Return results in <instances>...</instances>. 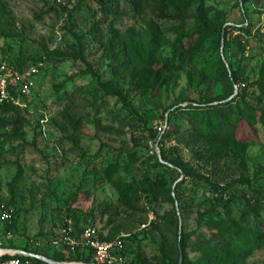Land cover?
<instances>
[{"label": "rangeland", "instance_id": "obj_1", "mask_svg": "<svg viewBox=\"0 0 264 264\" xmlns=\"http://www.w3.org/2000/svg\"><path fill=\"white\" fill-rule=\"evenodd\" d=\"M204 4L222 29L188 51L168 12L136 8L132 0H0V61L43 58L34 86L17 99L19 109H0L9 123L0 128V240L9 252L32 242L41 253H52L60 218L70 213L104 234H131L129 251L147 258L177 256L185 234L192 264H231L194 245L247 249L240 264H264V245L251 242L264 226V127L252 131L248 146L226 145L215 155L212 142L191 128L189 107L218 95L226 97L212 103H226L245 83L261 81L264 0ZM151 32L161 57L175 60L162 86L145 94L133 75L129 45ZM55 48L76 57L51 58L47 50ZM223 65L240 79L231 94L217 72ZM190 72L206 81L196 85ZM102 82L122 87L126 100L105 92ZM161 121L169 127L155 134ZM162 146L177 148L195 174L164 160ZM110 166L116 177L134 183L132 204L122 201L107 177ZM199 173L225 187V198ZM157 181L170 188L173 200L144 190L137 198L138 188ZM3 204L16 214L12 238L3 236ZM209 207L215 220L236 221L238 230L220 235L208 222Z\"/></svg>", "mask_w": 264, "mask_h": 264}, {"label": "trees", "instance_id": "obj_2", "mask_svg": "<svg viewBox=\"0 0 264 264\" xmlns=\"http://www.w3.org/2000/svg\"><path fill=\"white\" fill-rule=\"evenodd\" d=\"M98 1L100 3L105 2V0ZM132 2L136 8H142L144 5H149L157 13L165 11L168 12L170 17L176 21L175 30L178 34V42L182 45H187L188 51H196L198 48L202 47L203 43L208 38L215 36L216 33L222 29V23L219 20L209 17L204 0H132ZM192 9L195 11L192 12ZM184 38L188 39L185 40ZM129 48L131 60L134 65L133 75L137 77L138 87L145 94L148 92H156L165 82L167 68L169 70L173 66L175 59L170 57H161L158 50L157 37L152 32L145 40H132ZM47 51L51 58H56L58 60L76 57L74 52L65 51L59 48L48 49ZM79 56L84 59L83 53H80ZM4 59H7L15 68L18 69H23L26 66L37 65L43 60V58H37L35 60L17 61L13 57L9 56H4ZM217 72H220L222 76L226 77L231 86L230 94L233 93L235 83H240V79L236 76L235 72H230L226 65H223L221 69L217 70ZM190 75V81L196 82V85H200L206 81L204 77L195 79L193 77V72H190ZM101 84L105 92L118 94L126 100L127 96L123 92L122 87L113 85L109 82H102ZM9 91L11 96H13L16 100L22 95V92L18 88V84L14 83L13 80L10 82ZM251 93H253V95ZM249 95L253 96L251 98L252 100H248L247 97H249ZM225 97V95H218L216 98L206 99V101L199 103L198 105L189 106L192 107L190 117L191 128L199 130L208 140L212 142L216 150L215 155H218L219 153L217 149L221 150V148L226 145H241L243 147L248 146L250 144L248 137L252 135V131L258 126L264 127V76L261 81L245 83L237 96L232 100L227 101L226 103H212L216 99H224ZM222 107H226L227 110L222 109ZM0 109L1 111L9 109L16 110L19 109V103L15 102L13 99H9L0 105ZM7 124H9L8 121L0 117V128L2 126H6ZM155 128V134L162 132L159 131L156 126ZM165 130H167V128ZM164 139L165 138L163 137L161 142H163ZM161 155L164 160L170 162L175 167L181 168L184 173L189 175L195 174L193 167L184 161L177 148L171 149L162 146ZM106 174L120 192L122 201L132 204L129 199L134 197V194L131 193L135 187L134 183L124 182L120 178L116 177L114 169H112L111 166L107 168ZM198 176L201 179H205L215 189L219 196H221L220 199L225 198L223 195L225 187L217 183L210 176L203 175L201 173H199ZM143 190L144 192H152L155 198L162 196L164 200H173L170 188L163 182H152L149 187H145L144 189L138 188L139 193L136 195L137 198L143 196ZM205 212L209 216V224L216 228L217 232L222 236L233 234L238 230L234 229V227H240L239 223L236 221L219 223L213 217L215 212V208L213 207H209ZM65 216L73 219V216L70 213L62 215L60 218V228ZM73 221L76 233L80 235L84 230V226L80 225L78 221L74 219ZM4 223H6L7 226L3 232L4 238H8V232H11L13 237L16 227V214L14 213L11 222L4 221ZM257 229L259 230L258 236L250 240L254 246H261L264 245V226L257 227ZM99 232L104 239H114L122 233H126V236L123 237L124 249L122 250V253L127 257L125 264H180L181 256L183 257V264H192L191 260L187 256L188 243L185 238V234L180 241L177 256L174 257L167 252H163L162 255H154L151 258H147L142 256L140 253L134 254L129 251L128 246L132 237L131 234L122 232L117 235L110 236L104 234L100 229ZM0 246L5 248L10 247L2 242L0 243ZM51 246L54 248L52 253H41L36 248L32 247V242L26 243L23 247L15 248H21L28 252L42 254L57 261H83L88 263L93 261V250L89 247H84L83 249L77 248L76 250L68 251L63 250L61 247H55L52 243ZM194 248L196 250H200L203 255L215 257L226 262H230L231 264H240L245 262L250 253L247 249L239 250L237 248L222 249L202 245H194ZM17 255L28 257L35 264H51L43 259L27 254L17 253ZM9 256L11 255L5 253L0 256V260Z\"/></svg>", "mask_w": 264, "mask_h": 264}, {"label": "built area", "instance_id": "obj_3", "mask_svg": "<svg viewBox=\"0 0 264 264\" xmlns=\"http://www.w3.org/2000/svg\"><path fill=\"white\" fill-rule=\"evenodd\" d=\"M42 64V62H39L37 65L18 69L7 59H2L0 61V105L9 99H13L17 102L9 91L11 80L19 84V89L22 93L29 92L35 84V76L39 72V68ZM156 127L159 131L163 132L168 127V123L167 121H161ZM13 215L14 209L3 204L1 210L2 220L11 222ZM124 236H126V233H122L114 239H104L96 226H86L83 232L78 235L75 230L73 219L65 216L62 221L59 235L53 239L52 245L68 251L89 247L93 250V261L90 262L92 264H125L127 257L122 253L124 249ZM7 237H12V233L8 232ZM1 242L0 240V243ZM4 248L5 247L0 246V256L5 253L11 256L0 260V264H35L30 258L19 256L17 252H9V250H5ZM75 262L88 263L83 261Z\"/></svg>", "mask_w": 264, "mask_h": 264}, {"label": "water", "instance_id": "obj_4", "mask_svg": "<svg viewBox=\"0 0 264 264\" xmlns=\"http://www.w3.org/2000/svg\"><path fill=\"white\" fill-rule=\"evenodd\" d=\"M158 152L160 153L159 149H158ZM161 157H162V155H161ZM4 249L5 250H13V249H9V248H4ZM16 252L22 253V254H27L30 256H34V257H38V258L43 259V260L47 261L48 263H52V264H92V263H81V262H75V261H57V260L51 259L49 257H46L42 254H37L34 252H28V251L21 250V249H17ZM180 264H183V257L182 256L180 257Z\"/></svg>", "mask_w": 264, "mask_h": 264}]
</instances>
